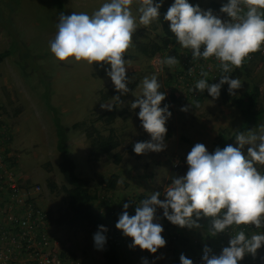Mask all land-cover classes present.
<instances>
[{"label": "rangeland", "instance_id": "1", "mask_svg": "<svg viewBox=\"0 0 264 264\" xmlns=\"http://www.w3.org/2000/svg\"><path fill=\"white\" fill-rule=\"evenodd\" d=\"M225 1L192 0L188 2L193 6L203 7L211 2L222 4ZM104 2L107 0H0V52L10 51L9 56L0 63V112L6 116L12 127L10 135L11 151L15 158L14 171L21 178H27L40 187L37 205L50 212L52 234L56 235L61 245L72 253L78 264H102V258L99 250L94 246L90 231H74L55 222L66 210V198L60 190L65 183L58 171L60 156L56 150V128L53 125V116L58 119L60 127L66 129L68 136L66 150L68 157L75 165V174L84 180L89 188L101 187L100 180L111 174L117 175V193L111 195V192L105 193L98 189V200L94 203L93 210L94 212L101 210L102 213L107 209L104 204H108V209L116 211L122 208L124 203H132L140 194L148 198L152 193L160 192L159 199L164 200L163 193L172 178L185 175L188 170V165L182 162L179 167L182 168V172L178 173L172 169L174 154L187 158L195 144L205 143V140H202L205 132L212 131L210 127L180 130V133L187 136L189 141L171 148L168 153L159 152L157 158L156 155H152L157 162L146 163V168L141 163L140 156L135 160L123 154V147L118 149L123 156L117 167H113L107 159H100L96 163L86 160L87 151L83 136L70 131L69 127L75 122L87 120L91 114L94 116L107 109L100 107L98 91L108 86L109 76L105 68L110 70V65L101 68L94 64L90 68L84 63L68 64L57 61L50 51V41L57 32L61 13L71 15L73 12H85L91 15ZM173 3L174 0L166 1L163 7L168 10ZM133 14L138 15L135 7H133ZM133 36L141 42L157 41L159 38L174 39V41L160 56L156 55L149 61L136 56L133 48L125 55L134 56V60L126 65V72L133 76L128 78L130 83L134 80L140 82L133 95H128L129 93L121 95L118 92L121 98L120 104L123 103L125 109L118 105L117 110L121 114L116 118L114 125L115 130H124V133L128 134L123 146L129 142H135L141 132L139 109H132L131 103L137 99L135 95L138 96L141 92L140 84L143 78L157 76L161 84L160 91L166 93V99L162 101L161 107L169 106L170 98L167 88L176 65L170 68L161 64L160 61L168 56L177 58L176 39L170 30V22L165 20L162 24L153 23L148 28L139 26ZM245 69L246 72L239 70L240 75L237 78L241 80L242 87L235 90L234 95L229 94L227 85L225 101H222L220 96L213 100L207 90L204 91L207 97L202 100L214 101L217 107L221 104L235 107L237 96L256 85L260 91L258 107L264 109V59L250 62ZM232 73L233 71L230 74ZM174 102L175 107L179 109L181 105L179 106L175 99ZM111 103L112 101H108L102 104L110 106ZM194 105L195 103L188 108L192 113L199 111L202 106L200 104L198 109ZM204 117L207 122L209 115L204 113ZM169 119L166 124L170 125L172 120L169 121ZM253 123L255 121L250 118L244 121L241 117L239 121L228 124L227 130L231 134L244 125V132L248 133L258 126ZM127 124L129 128H125ZM223 142L224 139H221L219 144L223 145ZM229 144L238 147L236 140ZM242 151L247 156V148L244 147ZM47 181L54 184L53 189L46 186ZM102 196L109 197L112 203L100 201ZM157 209L162 214V209ZM161 214L154 222L160 223L164 228L162 236L166 240V246L161 248L157 256L138 247L128 251L126 246L132 244V239L126 237V244L119 247L120 264H143L144 259H147L148 264H173L169 236L178 233L187 239L201 240L203 231L206 230V217L202 216L198 222L200 225L198 228H180L162 222ZM121 235H123L122 231Z\"/></svg>", "mask_w": 264, "mask_h": 264}, {"label": "clouds", "instance_id": "2", "mask_svg": "<svg viewBox=\"0 0 264 264\" xmlns=\"http://www.w3.org/2000/svg\"><path fill=\"white\" fill-rule=\"evenodd\" d=\"M162 3V0H161ZM161 3L154 0H107L91 15L73 12L61 13L57 32L50 41V51L60 62L84 63L92 68L94 64L105 68L115 89L121 95L129 92L130 82L125 60L126 53L134 47L133 34L139 26L149 27L158 21ZM135 7L138 15L133 14ZM220 12L229 17L222 20L211 9L202 10L188 0H174L164 19L170 22V30L183 49H190L193 60L215 58L224 75L219 83H209L208 72L201 71L204 78L199 79L193 92L207 90L213 100L218 99L221 87L227 84L230 95L242 87L238 78H230L236 68H242L251 55L264 51V0H228ZM203 48V51L201 49ZM170 68L179 61L168 56L160 61ZM192 70L189 69V74ZM141 92L131 103V108H139L141 126L151 140L137 142L134 152L138 155L147 152L159 153L167 147L165 136L166 122L171 117L169 106L161 107L166 93L161 92V84L156 75L144 77L140 84ZM117 102L120 97L113 98ZM102 109L111 106L101 104ZM199 108V102H195ZM182 111H188L183 107ZM238 147L231 144L223 149L216 148L210 153L202 143L195 144L188 153V170L185 175L172 178L163 195L154 192L143 199L135 208V215H129L130 203H124V211L119 216L116 228L125 237L132 239L130 248L139 247L155 254L166 246L162 236L164 228L156 223L157 208L163 209V217L180 228L199 227L197 221L203 216L211 218L210 234L232 230L229 246L219 255L211 254L205 247L202 260L204 264H238L245 255L254 258L257 250L264 246V234L254 232L246 235L243 228L264 227V124L259 132L251 130L247 135L235 136ZM245 145L247 156L242 151ZM195 217V219L193 218ZM235 226V227H234ZM235 228H239L238 232ZM108 229L100 225L93 235L94 246L102 250L106 243ZM180 264H193V261L180 255ZM143 264H148L147 259Z\"/></svg>", "mask_w": 264, "mask_h": 264}, {"label": "trees", "instance_id": "3", "mask_svg": "<svg viewBox=\"0 0 264 264\" xmlns=\"http://www.w3.org/2000/svg\"><path fill=\"white\" fill-rule=\"evenodd\" d=\"M170 0H154V3H161V7L159 9V18L156 24H162L165 22L164 16L167 10L163 7V3ZM192 1V0H188ZM212 8H217L218 5L211 2L209 4ZM133 49L136 56L141 57L145 61L151 60L156 55H161L169 44H171L174 39H164L159 38L156 40H150L146 42H141L136 40L133 36ZM10 51L6 50L0 52V63L9 56ZM257 57V56H256ZM255 60L264 59L262 57L256 58ZM124 59L133 61L134 56H124ZM254 62V61H252ZM246 65H243L242 68H236L232 74H230V78H237L240 75V69L246 72ZM128 78H131V73L126 72ZM131 76V77H130ZM219 83V81L217 82ZM137 85V80L133 82H129L127 87L129 88L130 93ZM167 85V83H166ZM226 91L227 84H224L221 87L220 97L225 101L226 99ZM119 96L116 91L110 77L107 88L104 90L98 91V103L102 104L108 101H112L111 110H104L100 114H96L93 116H89L87 120L75 122L71 124L69 127L70 131L80 133L83 136L84 142L86 144V160L91 163H96L100 159H107L113 167H117L122 159V153L118 150L123 147V154H126L133 159H139L138 154L134 152V145L137 142H144L142 137H138L135 142H129L125 146H123L124 139L117 133L114 127V122L116 118L121 114H117V107L121 102H117L113 98ZM207 97L206 93L200 94L197 101H202L203 98ZM169 98L171 102H174L173 96L169 94ZM260 98V91L256 85L252 86L249 91H244L235 99V107H237L238 114L244 119L255 121L256 125L264 124V109L258 107V102ZM227 101V100H226ZM53 125L56 128V150L60 156V161L58 163V171L61 175L65 185L61 186L60 190L64 194L66 198V210L63 214L59 216L55 222L57 224H61L66 226L67 228L74 231H90L93 236L98 231V226L106 225L110 222L113 214L109 213L108 204H104L107 208L104 213H99V211L94 212L93 205L98 200L97 192L101 190L102 192L109 193L116 190L118 177L116 174H111L107 178L99 181L101 187L98 188H89L87 183L80 179L75 174V165L73 161L68 157L66 150V142H67V134L66 129L60 127L58 123V119L53 116ZM245 131L244 125H241L236 131L229 134L224 132L223 130H219L216 136V145L218 148L223 149L226 147V144L232 143L234 141L235 136L238 133ZM227 135V136H226ZM170 136L166 134L165 139H168ZM224 139L223 145H220V140ZM218 143V144H217ZM176 172H182V168H172ZM264 172V168L261 170ZM46 186L49 189H53L54 184L50 181H47ZM145 197L143 195H139L135 197V200H143ZM101 201V198H100ZM104 202V201H103ZM107 203V202H105ZM50 216L49 221L51 222V214L48 211ZM202 218V217H201ZM201 218L197 221L200 222ZM161 221L167 222L171 226H175L171 224L166 218L163 217V209L161 214ZM52 223V222H51ZM203 236L201 240L199 239H187L183 237L181 234H173L169 236L168 242L171 248V256L173 264H180V259L178 254H190V255H202L204 254V249L207 247L211 251H214L216 247H218L219 239L217 237H213L210 234H207V231L204 229ZM106 236V243L103 246L102 250H99L102 258V264H120L119 257V245L116 244L113 237L110 235L109 231L104 233ZM170 235V233H167ZM123 237V235H122ZM165 239V238H164ZM218 241V242H217ZM139 248V247H138ZM131 248L130 250H132ZM217 249V248H216ZM160 249H158L157 253L153 254L157 256L160 253ZM129 251V250H128ZM65 253L69 255L70 258H73L72 253L68 250H65ZM64 255V254H62Z\"/></svg>", "mask_w": 264, "mask_h": 264}, {"label": "built area", "instance_id": "4", "mask_svg": "<svg viewBox=\"0 0 264 264\" xmlns=\"http://www.w3.org/2000/svg\"><path fill=\"white\" fill-rule=\"evenodd\" d=\"M227 2L228 0L222 4H217V8H212L209 4L199 7L205 11L211 9L222 20H229L230 18L226 14L220 12V8ZM175 46L179 63L176 64L172 72L167 91L168 95H172L181 106L189 107L197 101L201 94L198 90L193 92L192 89L199 79L204 78L200 75L202 70L208 72L207 80L210 84L217 83L220 76L225 73L221 71L219 62L214 57L208 60H193L190 49L181 48L177 41ZM254 57L264 58V51L252 54L251 59L246 61L244 65L257 61ZM189 69L192 70L191 74H189ZM11 128L9 120L0 112V264H78L74 258H70L65 253L67 248L63 247L58 237L52 234L48 211L37 205L40 187L31 183L27 178H21L14 171L15 158L11 151ZM181 165L180 159L174 157L172 168H178ZM100 198L104 202L112 203L109 197L102 196ZM141 201L134 200L130 203V207L127 209L130 216L135 215V208ZM123 211V206L116 211L109 209V213L113 216L106 225L110 235L119 246L125 245L127 242L126 237H122L121 230L115 226ZM99 213L102 211L100 210ZM160 214V210L157 209V218ZM210 229L211 218H207L206 231L208 235ZM239 230V228H235L236 232ZM242 230L249 236L254 232L264 234V227L256 229L255 226L247 228L242 226ZM232 234L235 233L229 229L227 232L213 236L217 237L219 242L217 241V249L215 248L211 253L219 255L224 247L229 246ZM129 245L126 246L127 250L131 249ZM183 254L192 260L193 264H204L202 260L204 254ZM180 255L178 254L179 258ZM238 264H264V246L257 250L255 258L247 254Z\"/></svg>", "mask_w": 264, "mask_h": 264}, {"label": "crops", "instance_id": "5", "mask_svg": "<svg viewBox=\"0 0 264 264\" xmlns=\"http://www.w3.org/2000/svg\"><path fill=\"white\" fill-rule=\"evenodd\" d=\"M139 82L137 81V85L136 87L128 94V95H133L136 91V89L139 86ZM108 85V83H107ZM174 99V98H173ZM177 101V100H176ZM171 102V101H170ZM168 103L169 104V108H170V112L172 113L169 121L172 120V123L166 124V128L168 129L167 134L170 136L168 139H165V143L167 145V147L165 148V150L162 151V153H168L171 151V148H174L175 146H179L180 144H182L183 142H188L189 138L187 136H184L180 133V130H188V129H192L193 127H197V128H206V127H210L212 129V131L208 130L205 132L204 137L202 138V140H205L204 145L206 146L207 150L210 153H214L215 148H216V136L219 130H223L226 133H229L227 128H228V124H230L232 121H239V119H241V116L238 114V110L235 107L232 106H226V105H219L218 107L214 104V101H200L199 104H201V109L195 113H192L191 110L188 109V111H182L180 109V104H179V109L177 107H175V102L172 103ZM194 104V103H193ZM192 104V105H193ZM191 105V106H192ZM190 106V107H191ZM188 107V108H190ZM120 108L125 109V107H123V103L122 105L120 104ZM183 108V107H181ZM139 109V108H138ZM199 109V108H198ZM232 110L234 112H232ZM25 112V110H24ZM117 114H119V111L117 110ZM204 113H207L209 115V119L207 120V122L205 121V117H204ZM20 116V115H19ZM21 118L23 119V115L21 116ZM178 119V120H177ZM22 125V123L19 125V127ZM135 128V125H133ZM259 126H256L255 128H253L252 130L259 132ZM115 127V125H114ZM125 128H129V125L127 124L125 126ZM140 134L139 137L141 136L144 139V142L150 141L151 137L150 135L142 128L141 126V122H140ZM117 133L119 135H121V137L123 139H125L127 137L128 134L124 133V130H116ZM245 135H247V133H245L244 131L242 132ZM181 136V137H179ZM236 139H234L235 142ZM215 144V145H213ZM250 145H245L246 148H248ZM173 152V151H172ZM177 154V153H176ZM152 155H157L158 153L156 152H147L145 154H141L140 155V160L141 163H143L144 168H146V163L149 162H154L156 163L157 160H155V158H152ZM178 155V154H177ZM174 154V157H177L180 159V161L183 164H187L186 162V158H183L182 156H177ZM146 157V159H145ZM117 190H114L113 192H111V195H113L114 193H117Z\"/></svg>", "mask_w": 264, "mask_h": 264}]
</instances>
